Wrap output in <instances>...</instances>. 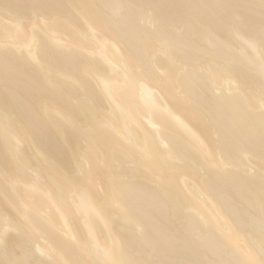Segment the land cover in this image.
<instances>
[{"label": "bare ground", "instance_id": "bare-ground-1", "mask_svg": "<svg viewBox=\"0 0 264 264\" xmlns=\"http://www.w3.org/2000/svg\"><path fill=\"white\" fill-rule=\"evenodd\" d=\"M0 264H264V0H0Z\"/></svg>", "mask_w": 264, "mask_h": 264}, {"label": "rangeland", "instance_id": "rangeland-1", "mask_svg": "<svg viewBox=\"0 0 264 264\" xmlns=\"http://www.w3.org/2000/svg\"><path fill=\"white\" fill-rule=\"evenodd\" d=\"M21 12V11H20ZM22 13H24V12H22ZM20 14V13H19ZM194 54H193V58H197V57H195V56H198V55H202L201 53H199V52H193ZM195 54H197V55H195ZM198 62V60H192V63L194 64V63H197ZM143 179V182H148V178H142ZM141 179V180H142Z\"/></svg>", "mask_w": 264, "mask_h": 264}]
</instances>
